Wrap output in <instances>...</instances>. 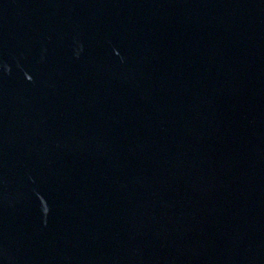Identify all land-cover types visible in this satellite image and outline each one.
Instances as JSON below:
<instances>
[{
  "label": "water",
  "instance_id": "obj_1",
  "mask_svg": "<svg viewBox=\"0 0 264 264\" xmlns=\"http://www.w3.org/2000/svg\"><path fill=\"white\" fill-rule=\"evenodd\" d=\"M0 264H264V0H0Z\"/></svg>",
  "mask_w": 264,
  "mask_h": 264
}]
</instances>
